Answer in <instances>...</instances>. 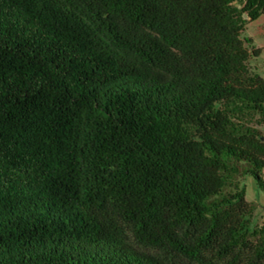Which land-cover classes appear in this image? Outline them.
Here are the masks:
<instances>
[{
	"label": "trees",
	"instance_id": "16d2710c",
	"mask_svg": "<svg viewBox=\"0 0 264 264\" xmlns=\"http://www.w3.org/2000/svg\"><path fill=\"white\" fill-rule=\"evenodd\" d=\"M264 0H0V264H264Z\"/></svg>",
	"mask_w": 264,
	"mask_h": 264
},
{
	"label": "rangeland",
	"instance_id": "374dc122",
	"mask_svg": "<svg viewBox=\"0 0 264 264\" xmlns=\"http://www.w3.org/2000/svg\"><path fill=\"white\" fill-rule=\"evenodd\" d=\"M244 37L253 41V47L261 50L260 55L250 61L252 71L264 78V15L257 21L246 26ZM264 182V170L261 173ZM240 185L245 192V200L252 204L254 211L250 218L252 226L264 223V192L260 190L254 178L246 174L240 179Z\"/></svg>",
	"mask_w": 264,
	"mask_h": 264
}]
</instances>
